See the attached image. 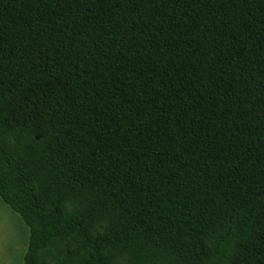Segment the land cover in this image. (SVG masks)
Masks as SVG:
<instances>
[{
    "label": "trees",
    "instance_id": "1",
    "mask_svg": "<svg viewBox=\"0 0 264 264\" xmlns=\"http://www.w3.org/2000/svg\"><path fill=\"white\" fill-rule=\"evenodd\" d=\"M0 199L22 264H264V0H0Z\"/></svg>",
    "mask_w": 264,
    "mask_h": 264
},
{
    "label": "crops",
    "instance_id": "2",
    "mask_svg": "<svg viewBox=\"0 0 264 264\" xmlns=\"http://www.w3.org/2000/svg\"><path fill=\"white\" fill-rule=\"evenodd\" d=\"M2 212H3V215H5V216L7 215V219L9 222L7 220H6V222L8 224V230H10L11 229L10 227L12 225V222L10 219L11 213L6 212V211L4 212V210H2ZM5 216H3V217L6 219ZM15 223H16L15 224L16 227H14V231H12V234L15 235V239L13 238L11 240V243L7 244L4 242L6 239V235H7L5 232L2 231V235H0V264H22V262H23L24 255H25L26 250H27L28 238L26 239L25 229L22 226H20L18 224V222H15ZM26 228H27V226H26ZM8 232H10V231H8ZM28 235H29V233H28ZM9 245L11 247H9Z\"/></svg>",
    "mask_w": 264,
    "mask_h": 264
},
{
    "label": "rangeland",
    "instance_id": "3",
    "mask_svg": "<svg viewBox=\"0 0 264 264\" xmlns=\"http://www.w3.org/2000/svg\"><path fill=\"white\" fill-rule=\"evenodd\" d=\"M2 210H4V212L6 211V212H10L11 213V218L10 219H11L12 225L10 227L11 228L10 230H8V224L6 222V220L8 221L7 215L6 216L3 215ZM3 216H5L6 219ZM15 222H18V224L25 229V231H26V239H27L28 238V229L26 228L25 224L22 222L20 217L16 213L12 212L0 199V235H2V231L7 234L6 235V239L4 241L7 244L11 243V240L13 238L15 239V235L12 234V231H14V227H16V225H15L16 223ZM8 231H10V232H8ZM9 247H11V246L9 245Z\"/></svg>",
    "mask_w": 264,
    "mask_h": 264
}]
</instances>
